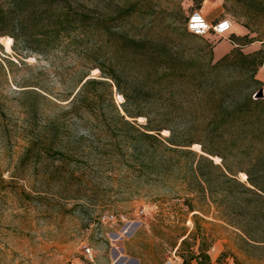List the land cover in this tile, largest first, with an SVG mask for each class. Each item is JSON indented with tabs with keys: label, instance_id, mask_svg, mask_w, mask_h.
Segmentation results:
<instances>
[{
	"label": "rangeland",
	"instance_id": "1",
	"mask_svg": "<svg viewBox=\"0 0 264 264\" xmlns=\"http://www.w3.org/2000/svg\"><path fill=\"white\" fill-rule=\"evenodd\" d=\"M132 2L139 11L117 29L166 40L175 55L195 65L228 53L232 34L255 39L241 48L245 53L264 48V0H72V5L108 15ZM195 9L213 19L228 18L230 31L181 35ZM87 68L73 46L72 53L23 57L12 49L11 37L0 38V264H68L85 246L105 263L125 257L138 264H182L179 255L197 253L200 242L217 264H264V247H244L236 228L220 220L207 197L184 190L174 164L132 161L126 147L112 140L111 130L99 129L85 112L72 114L70 100ZM98 75L89 70V77ZM256 77L264 89V67ZM113 100L118 106L124 101L114 87ZM101 106L108 116V103ZM76 137L81 143L72 154ZM191 149L201 153L198 144ZM237 177L246 181L243 172ZM108 214L124 215L126 221H102Z\"/></svg>",
	"mask_w": 264,
	"mask_h": 264
},
{
	"label": "trees",
	"instance_id": "2",
	"mask_svg": "<svg viewBox=\"0 0 264 264\" xmlns=\"http://www.w3.org/2000/svg\"><path fill=\"white\" fill-rule=\"evenodd\" d=\"M136 11L133 2L105 15L73 6L72 0H7L0 3V38L11 37L12 49L23 57L72 53L73 46L77 57L88 62V71L78 77L72 114L85 112L99 122V129L111 130L112 140L126 147L132 161L174 164L172 172L184 190L207 197L220 220L236 228L244 247H264V95L256 77L264 67V48L245 53L241 48L255 39L232 34L234 47L228 53L195 65L175 55L166 40L117 29ZM186 21L185 36L193 34ZM108 45L111 49L106 50ZM91 69L99 75L89 77ZM113 87L124 99L119 106ZM163 130L167 136L161 135ZM80 143L78 137L72 139V154L78 153ZM193 144L201 153L191 149ZM213 156L221 162L215 163ZM184 201L194 210L191 199ZM186 242V237L181 239L180 246ZM179 256L182 264H193V259L210 264L202 242L197 253Z\"/></svg>",
	"mask_w": 264,
	"mask_h": 264
},
{
	"label": "built area",
	"instance_id": "3",
	"mask_svg": "<svg viewBox=\"0 0 264 264\" xmlns=\"http://www.w3.org/2000/svg\"><path fill=\"white\" fill-rule=\"evenodd\" d=\"M231 26L232 23L228 18H222L215 22L208 21L200 10L192 11L186 21L187 30L198 36H204L210 32L221 36L227 33L231 29ZM262 95H264V89H262ZM101 220L104 222L126 221L124 215L114 214L105 215ZM84 254L88 259H91L93 256L92 248L85 246ZM166 264H172V260H168Z\"/></svg>",
	"mask_w": 264,
	"mask_h": 264
},
{
	"label": "crops",
	"instance_id": "4",
	"mask_svg": "<svg viewBox=\"0 0 264 264\" xmlns=\"http://www.w3.org/2000/svg\"><path fill=\"white\" fill-rule=\"evenodd\" d=\"M206 19L213 20L214 15L212 13H206L205 14ZM117 256L115 254L114 258ZM105 258L102 259L99 255H93L91 259H88L85 254L82 256L74 258L71 262L68 264H115L114 259L111 262H104ZM114 261V262H113ZM231 264H235L234 262H231ZM116 264H138L136 259H131V258H121L119 259V262ZM210 264H217L213 258H210Z\"/></svg>",
	"mask_w": 264,
	"mask_h": 264
},
{
	"label": "bare ground",
	"instance_id": "5",
	"mask_svg": "<svg viewBox=\"0 0 264 264\" xmlns=\"http://www.w3.org/2000/svg\"><path fill=\"white\" fill-rule=\"evenodd\" d=\"M125 232H127V229H125Z\"/></svg>",
	"mask_w": 264,
	"mask_h": 264
}]
</instances>
